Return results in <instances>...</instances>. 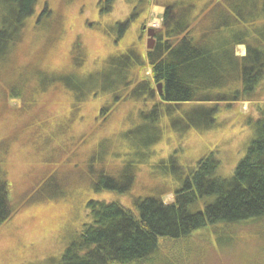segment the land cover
Here are the masks:
<instances>
[{"label": "rangeland", "instance_id": "rangeland-1", "mask_svg": "<svg viewBox=\"0 0 264 264\" xmlns=\"http://www.w3.org/2000/svg\"><path fill=\"white\" fill-rule=\"evenodd\" d=\"M180 1L187 2L36 1L22 40L12 48L0 71V181L6 183L14 205L24 195L38 200L24 205L0 226V264H60L64 249L88 222L87 202H115L130 210L135 199L147 197L170 204L174 190L210 153H216L219 160L217 176L228 179L232 175L255 138L251 121L256 119L257 108L264 107L260 88L259 102L220 105L216 110L210 108L212 104H183L170 115L155 117L151 105L161 95L156 86H152L151 99H133L131 83L114 85L103 92L96 75L92 74L95 80L89 79L93 71L114 74L106 59L132 49L141 58L138 83L149 80L151 71L144 61L149 51L147 31H160L164 5ZM189 1L198 11L204 10L209 0ZM44 6L48 14L34 24ZM142 26L143 37L139 35ZM153 40L155 45L154 36ZM235 53L243 56V47ZM22 81L25 84L20 88ZM65 81L81 89L74 92ZM11 87L26 94L23 103L10 100ZM102 108L106 109L103 114ZM195 114L199 119L189 122L187 116ZM208 119L210 127L204 128ZM32 125L41 127L39 133L53 131L55 141L43 145L31 131ZM156 137L158 140L148 145L147 140ZM169 155L172 160L165 161ZM161 161L166 163L159 165ZM127 165L133 173L125 168ZM51 176L53 180L38 192ZM105 179L114 183L111 186L116 193L124 194L96 189ZM104 183L99 186L110 185ZM59 185L62 194L52 198ZM250 230H235L241 235L238 245L244 240H257ZM195 235L192 243H198L194 247L198 245L202 260H193V256L188 262L181 258V264H237L209 244L210 233ZM169 246L161 248L159 263H173L174 257L165 254ZM253 260L255 264L264 263L259 255Z\"/></svg>", "mask_w": 264, "mask_h": 264}, {"label": "trees", "instance_id": "trees-1", "mask_svg": "<svg viewBox=\"0 0 264 264\" xmlns=\"http://www.w3.org/2000/svg\"><path fill=\"white\" fill-rule=\"evenodd\" d=\"M36 1L0 0V71L8 62L12 48L22 40ZM187 2L163 7L161 30L156 31L153 49L144 55L151 71L149 80L138 83L141 58L132 49L106 59L105 64L110 65L114 74L98 70L91 72L89 79L95 80L92 76L96 75L103 92L114 85L131 83L133 99H151L152 86L161 84L162 94L158 102L151 105L155 117L170 115L175 107L183 104H212L210 108L216 110L220 105L259 102L258 89L264 94V0H220L215 3L209 0L204 4V10L198 11H195L194 3ZM46 14L48 10L44 6L34 24L40 23ZM238 47H243V56L236 55ZM65 83L74 92L81 89L69 81ZM24 84L22 81L20 88ZM9 90L10 100L23 103L25 93L12 87ZM114 100L116 102L117 97L114 96ZM33 103L34 99L29 108ZM105 110L102 108L101 114ZM195 119H199L196 114L187 116L191 123ZM209 119L204 128L210 127ZM251 122L255 138L228 179L217 176L219 160L216 153H210L197 162L174 190L170 204L147 197L135 199L130 210L115 202H87L88 222L64 249L60 264H181V258L189 262L193 256V260L201 262L198 245L194 247L197 242L192 243V238L195 234L203 236L207 233L212 236L209 244L223 255L232 257L237 264H255L254 255L264 258V107L257 108L256 119ZM30 129L43 145L55 141L53 131L39 133L41 127L35 125ZM157 140L158 137L147 140L148 145ZM172 158L169 155L165 161ZM125 168H130L133 173L130 165ZM53 177H49L38 192ZM105 181L110 185L100 187L99 183ZM99 183L96 189L116 193L111 180ZM55 191L52 198L62 194L60 185ZM25 197L14 205L8 197L6 183L0 181V226L24 205L38 200L33 196ZM243 227H250L249 234L257 240L253 243L244 240L238 245L241 235H238L239 231L235 234V230ZM167 244L170 246L165 254L174 257V261L159 263L161 248Z\"/></svg>", "mask_w": 264, "mask_h": 264}, {"label": "water", "instance_id": "water-1", "mask_svg": "<svg viewBox=\"0 0 264 264\" xmlns=\"http://www.w3.org/2000/svg\"><path fill=\"white\" fill-rule=\"evenodd\" d=\"M153 30H148L147 31V36H148V40H147V43H146V48L147 50H151L153 49V45H154V40H153ZM157 87V93L158 94H162V85L161 84H157L156 85Z\"/></svg>", "mask_w": 264, "mask_h": 264}, {"label": "flooded vegetation", "instance_id": "flooded-vegetation-1", "mask_svg": "<svg viewBox=\"0 0 264 264\" xmlns=\"http://www.w3.org/2000/svg\"><path fill=\"white\" fill-rule=\"evenodd\" d=\"M144 33H145V28H144V26H142L140 28L139 35H141V37H143ZM155 36H156V32L154 33V38H155Z\"/></svg>", "mask_w": 264, "mask_h": 264}]
</instances>
